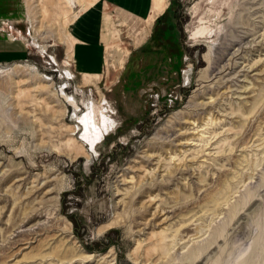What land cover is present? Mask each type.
Returning <instances> with one entry per match:
<instances>
[{"label":"rangeland","instance_id":"rangeland-1","mask_svg":"<svg viewBox=\"0 0 264 264\" xmlns=\"http://www.w3.org/2000/svg\"><path fill=\"white\" fill-rule=\"evenodd\" d=\"M164 1L0 0V264H264V0Z\"/></svg>","mask_w":264,"mask_h":264},{"label":"crops","instance_id":"crops-1","mask_svg":"<svg viewBox=\"0 0 264 264\" xmlns=\"http://www.w3.org/2000/svg\"><path fill=\"white\" fill-rule=\"evenodd\" d=\"M132 1H134V2H131V0H125L127 6H129L130 9L134 10L136 13H138L140 15L146 14L148 9H151V13H150L148 19L145 20L146 25L151 24V22L154 20L156 15L160 13V11L162 10V8L165 5V1L162 0V6L159 7L160 8V10H159V8L157 7V4H156V0H153V3L150 0H132ZM90 4H92V2H88V6ZM151 4H152V8H151ZM86 8H84L82 11H84ZM82 11H80V12H82ZM89 12L85 13L84 15L81 14L80 16H78V14H79L78 13L77 14L78 17L76 16L73 19V20L76 19L75 22H73V20L71 21L70 24L73 23V32H74L75 36H72V34H70L68 32V41H69L70 46H72L73 44L78 43V42L81 43V41L87 40V39L90 40L91 42L96 41L97 34H95L96 30L94 27V21L91 20V18H90L91 15ZM138 19L140 20L141 18L139 17ZM109 31H110L109 33L114 34V36H113V40L111 42H109V43L107 42L105 44L106 50L110 49V48H114L115 47L114 45L118 44L117 42H119L118 41L119 39L114 40V39H116V37H118L119 33L116 34V30H114V29H111ZM111 43H113V45ZM88 48L89 49H87V47H85L82 44L77 45L75 47V56L77 57L78 62L81 64V67H83L82 75L92 76L91 74H89L88 70L89 69L90 70L95 69V68H92L91 66L95 67V65H99L100 59H99L97 52L100 50V46L99 45L94 46V43H93ZM86 50L93 51V54L90 55V53H89V54H87V56H85Z\"/></svg>","mask_w":264,"mask_h":264},{"label":"bare ground","instance_id":"bare-ground-1","mask_svg":"<svg viewBox=\"0 0 264 264\" xmlns=\"http://www.w3.org/2000/svg\"><path fill=\"white\" fill-rule=\"evenodd\" d=\"M156 4H157V7L159 8L160 6H162V0H156Z\"/></svg>","mask_w":264,"mask_h":264}]
</instances>
